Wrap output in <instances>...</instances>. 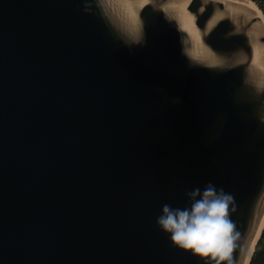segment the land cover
I'll use <instances>...</instances> for the list:
<instances>
[{
	"label": "water",
	"instance_id": "1",
	"mask_svg": "<svg viewBox=\"0 0 264 264\" xmlns=\"http://www.w3.org/2000/svg\"><path fill=\"white\" fill-rule=\"evenodd\" d=\"M249 2L0 0V264H206L156 219L209 182L234 196V260L251 264L264 14Z\"/></svg>",
	"mask_w": 264,
	"mask_h": 264
},
{
	"label": "clouds",
	"instance_id": "2",
	"mask_svg": "<svg viewBox=\"0 0 264 264\" xmlns=\"http://www.w3.org/2000/svg\"><path fill=\"white\" fill-rule=\"evenodd\" d=\"M185 194L189 204L183 208L164 204L157 226L169 234L174 247L191 252L206 264H235L233 254L242 248V234L232 219L238 212L234 196L212 182Z\"/></svg>",
	"mask_w": 264,
	"mask_h": 264
},
{
	"label": "trees",
	"instance_id": "3",
	"mask_svg": "<svg viewBox=\"0 0 264 264\" xmlns=\"http://www.w3.org/2000/svg\"><path fill=\"white\" fill-rule=\"evenodd\" d=\"M251 264H264V232L253 256Z\"/></svg>",
	"mask_w": 264,
	"mask_h": 264
},
{
	"label": "flooded vegetation",
	"instance_id": "4",
	"mask_svg": "<svg viewBox=\"0 0 264 264\" xmlns=\"http://www.w3.org/2000/svg\"><path fill=\"white\" fill-rule=\"evenodd\" d=\"M241 1H253L261 9L264 14V0H241Z\"/></svg>",
	"mask_w": 264,
	"mask_h": 264
},
{
	"label": "bare ground",
	"instance_id": "5",
	"mask_svg": "<svg viewBox=\"0 0 264 264\" xmlns=\"http://www.w3.org/2000/svg\"><path fill=\"white\" fill-rule=\"evenodd\" d=\"M253 7H256L259 9V7L254 2H249Z\"/></svg>",
	"mask_w": 264,
	"mask_h": 264
}]
</instances>
